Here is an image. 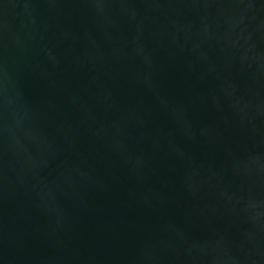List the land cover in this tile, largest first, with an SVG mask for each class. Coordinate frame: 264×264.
<instances>
[{
    "label": "water",
    "instance_id": "1",
    "mask_svg": "<svg viewBox=\"0 0 264 264\" xmlns=\"http://www.w3.org/2000/svg\"><path fill=\"white\" fill-rule=\"evenodd\" d=\"M0 264H264V0H0Z\"/></svg>",
    "mask_w": 264,
    "mask_h": 264
}]
</instances>
